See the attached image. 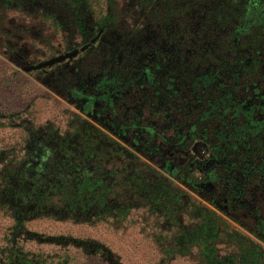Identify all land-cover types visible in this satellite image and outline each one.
<instances>
[{
  "label": "rangeland",
  "instance_id": "1",
  "mask_svg": "<svg viewBox=\"0 0 264 264\" xmlns=\"http://www.w3.org/2000/svg\"><path fill=\"white\" fill-rule=\"evenodd\" d=\"M147 15L136 0H90L87 8L66 0H0V264H264V165L239 185L237 197L235 180L225 179L218 191L227 202L197 184L168 179L158 167L152 175L166 178L168 195L151 200L126 183L120 215L112 207L94 215L70 210L60 194L36 193L29 209L28 196L15 192L28 179L21 164L33 138L68 140L84 123L99 125L62 89L75 82L76 67L81 75L97 74L116 57L122 62L127 45L155 35ZM74 49L82 51L26 70ZM259 82L244 92L252 115L239 133L254 129L252 143L264 160V76ZM130 166L136 175L155 172L152 165Z\"/></svg>",
  "mask_w": 264,
  "mask_h": 264
},
{
  "label": "flooded vegetation",
  "instance_id": "2",
  "mask_svg": "<svg viewBox=\"0 0 264 264\" xmlns=\"http://www.w3.org/2000/svg\"><path fill=\"white\" fill-rule=\"evenodd\" d=\"M222 1L234 11L223 24L241 25L236 33L248 24L246 29L252 31L247 32L249 36L240 35V40L236 34L235 49L217 54L218 61L202 58L207 50L197 58L203 64L191 70L190 48L179 50L174 38L158 36L151 22L155 35L130 48L127 45L122 62L116 57L106 70L91 76L83 73L86 77L78 67L74 69L75 82L62 92L99 125L84 123L81 133L78 129L68 140L38 135L30 141L21 164L26 165L22 178L28 176L23 184L29 192L33 189L27 195L29 209L35 207V195L44 196L49 187L58 184L61 188L68 182L72 187L68 209H86L94 215L112 207L120 215L126 204V183L131 187L136 183L131 192L151 196V200L166 194V178L152 175L158 167L164 176H171L168 179L174 177L187 186L197 184L220 199L219 187L225 179H233L231 195H242L239 185L250 181L264 165L252 143L257 137L254 129L239 133L252 115L245 108L249 105L244 92L260 84L264 76V0ZM74 50L72 58L82 51ZM130 165L147 169L152 165L155 172L137 176L135 170L127 172ZM193 173L202 176L199 181L192 178Z\"/></svg>",
  "mask_w": 264,
  "mask_h": 264
},
{
  "label": "trees",
  "instance_id": "3",
  "mask_svg": "<svg viewBox=\"0 0 264 264\" xmlns=\"http://www.w3.org/2000/svg\"><path fill=\"white\" fill-rule=\"evenodd\" d=\"M66 1L70 5H75V7L79 8L82 6L87 8L90 2V0ZM136 2L137 6L145 8L146 11H148L147 19L150 18L149 20H152L155 24L156 29L160 33L158 36L164 34L169 38L173 37V41L177 43L178 47L175 46L179 50H182V47L183 49H186L185 47L190 48L192 52L191 59L194 57V66L192 67L193 64H191V70L203 64L197 63V58L200 53L204 54V52L208 50V52L201 57L205 58L206 61H218V59H216L217 54L220 56V53L224 50L235 49L233 39L236 34L239 35L237 40H240V35L246 36L248 34L247 36H249L247 32L252 31L250 28L246 29V27H249L248 24H246L245 29L243 28L244 30L239 33H236L235 30L241 25L230 23L226 26L223 24L224 19L233 16L231 13L234 11L227 8L222 0H136ZM45 12H47V9H45ZM53 15L54 14L50 13L47 14L49 17H53ZM107 17H109V14L103 15L101 18ZM237 18L239 19V17ZM239 20L242 19L240 18ZM259 22L262 21L259 20ZM259 22H257V24ZM262 23L264 24V22ZM57 26V23H54L53 27L56 28ZM181 36L184 37L182 38ZM245 38L246 37L243 39ZM179 42L182 44L181 46ZM201 57L199 59H201ZM71 188L69 183H64L61 188L60 185L56 184L53 187H49L45 194L57 196L60 194V197L58 196L59 200L61 198V201L64 202L63 200L65 198L70 199L72 195ZM31 191H33V189ZM31 191L29 192L25 185L15 190L18 196L24 197L30 195ZM59 191H61V193H59ZM15 264H31V262L29 260H24ZM61 264L69 263L63 261Z\"/></svg>",
  "mask_w": 264,
  "mask_h": 264
},
{
  "label": "water",
  "instance_id": "4",
  "mask_svg": "<svg viewBox=\"0 0 264 264\" xmlns=\"http://www.w3.org/2000/svg\"><path fill=\"white\" fill-rule=\"evenodd\" d=\"M77 51L74 50L72 52H68V53H64V54H60L58 56L52 57L48 60H46L45 62H42L40 64H38L37 66H31V67H27L26 70H30L32 68H36V67H43V66H49L52 65L54 63L60 62L62 60H64L65 58H70L72 57Z\"/></svg>",
  "mask_w": 264,
  "mask_h": 264
}]
</instances>
